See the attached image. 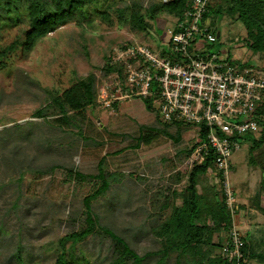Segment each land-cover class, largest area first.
<instances>
[{"label": "rangeland", "instance_id": "1", "mask_svg": "<svg viewBox=\"0 0 264 264\" xmlns=\"http://www.w3.org/2000/svg\"><path fill=\"white\" fill-rule=\"evenodd\" d=\"M102 1L96 7L86 6L90 23L76 16L39 39L30 51L22 54L16 50L0 62V129L15 122L24 125L13 136L15 145L20 146L17 156L13 158L9 146L0 151L4 153L0 154V264H16L11 254L19 245L27 261L33 259L35 264H50L56 254L57 239L67 229L82 223V198L98 184L90 178H73L61 169L51 174L35 173L26 170V165L44 166L62 161L76 166L82 173L95 174L98 161L104 154L107 157L103 167L107 166L106 169L113 174L108 177L111 181L109 190L92 205L100 225L126 237L139 253L158 246L150 232L157 216L150 201L159 196L161 202L162 194L168 192L166 188L174 185L169 174L176 169L183 170L184 164L180 163L178 154L197 137V127H182L178 142L158 133L149 144L131 147L140 132L147 133L149 126L160 128V124L154 111L146 110L138 97L120 99L117 107L104 106L106 95L110 96L104 87L110 78L105 79L98 89V105L73 112L70 116L72 126L68 128H51L41 118L32 115L46 102L45 89L62 91L90 71L101 76L104 54L116 55L121 47L119 44L135 40L159 52L167 46L166 30L172 26L171 21L163 18L155 23L150 21L148 36L142 32L134 35L127 24L128 13L120 17L115 10L134 1L135 6L141 5L144 11L150 3L158 0H115L106 19L97 14L104 8ZM16 9L6 12L0 8V47L19 39L22 30L27 28L25 8L18 6ZM219 24L212 28L220 30L215 42L197 35L192 38L194 54H227L231 62L253 67L264 74V55L241 43L245 33L243 25L228 17H223ZM141 126L148 128L142 129ZM12 131L7 128L3 133L9 135ZM28 133L35 136L30 143L26 139ZM171 133L175 134L174 128ZM43 137L51 142L49 150L39 147ZM248 137L244 136L242 146L231 154L229 183L233 190L242 196L247 195L249 202L253 203L255 184L262 176L255 157L264 160V143L251 152ZM65 147H69L68 153L62 152ZM18 163H26L20 165L23 170L25 168L21 178L13 170V165ZM214 180L211 178V182ZM240 183H245V187L240 188ZM14 201L18 206L11 209ZM67 215L73 219L69 221ZM231 217L243 235L249 227L248 235H253L254 222L261 225L264 233V216L260 212L251 220L241 211ZM226 235L225 232L221 234L223 240ZM108 243L106 236H89L77 245L76 252L89 256L91 264L100 262Z\"/></svg>", "mask_w": 264, "mask_h": 264}, {"label": "trees", "instance_id": "2", "mask_svg": "<svg viewBox=\"0 0 264 264\" xmlns=\"http://www.w3.org/2000/svg\"><path fill=\"white\" fill-rule=\"evenodd\" d=\"M113 1L115 0L102 1L101 4L104 8L99 9L98 12L96 11L102 19L109 16L107 11L111 8ZM190 2L191 0H158L150 3L142 11L141 5L136 7L133 1L123 7H117L115 10L118 11L120 17H124L128 13L127 24L134 35L142 32L148 36L151 28L150 21L155 23L163 18L166 21H171V23L178 22L183 19L185 11L190 7ZM99 3L100 0H0V8L5 9L6 12L16 11L18 6H22L25 8L27 15V28L22 30L21 37L19 39L15 38L7 45L0 47V62L10 57L16 50H20L22 54L30 51L39 39L47 36L76 16H79L80 20L90 23L91 19H88L90 15H88L86 6L91 4L92 7H96ZM223 17L241 23L245 31L241 43L253 52L264 55V0H208L205 12L199 19L198 25L207 26L216 35L217 32L220 33V30L216 29L215 32L212 28L220 25L219 23ZM136 43L143 42L134 40L119 45L120 48H126ZM193 43V40H191L188 46V52L190 53L193 52ZM169 45L170 40L168 38V44L165 48H161L160 55L180 59L179 54L174 55L171 53ZM103 59L104 62L100 67L101 76L97 77L93 71H90L86 76L79 77L62 91L45 89L46 102L34 110L33 117L41 118L51 128L63 130L72 126L70 116L73 112L95 108L98 105V89L105 79L110 78V75H118L120 85L126 88V66L128 64L135 65V59L125 57L122 60L115 61L111 53H105ZM140 99L146 110L153 111V97L148 96ZM115 106H118L117 102L113 104V107ZM253 117L258 123L259 130L257 133L249 134L251 152L260 148L264 143V94H262ZM155 118L160 124V128L141 126L142 129L147 127L148 131H146L147 133L140 132L138 137L135 138V143L130 145L131 147L136 148L142 143L149 144L154 135L158 133H162L174 142H178L181 139V128L192 126V123L182 120L166 123L160 121L156 116ZM32 123L34 122L28 124ZM74 126L77 127V125ZM23 127L24 125L15 122L0 129V151L7 150L9 146L11 149L9 153L13 155V158L17 156L20 146L15 145L13 136L16 131ZM7 128L13 129L9 135L3 133ZM173 128L175 129L174 135L171 133ZM77 131L81 134L79 128ZM205 133L206 128L202 126L198 136L179 151L178 155L182 165L186 158L190 156L198 141L205 138ZM34 137L30 133L26 138L28 143ZM50 143L43 137L39 147L49 150ZM59 144L62 147L61 141ZM62 152L68 153L69 147L62 148ZM0 154L3 155L4 153ZM106 157L107 154H104L98 161L95 174L82 173L76 166L67 165L62 161L34 167L22 163L26 165V170L35 173L51 174L56 169H61L78 180L90 178L98 182L95 189L82 198L84 207L82 223L77 227L73 226L67 229L57 239L56 254L50 264H91L89 256H85L83 252L77 254L76 248L79 243L89 236L97 234L103 237L106 236L109 243L104 257L98 259L100 262L92 264H264V233H262L261 225L255 222L252 224L253 235L251 237L248 235L249 227L246 235L243 236L239 257L229 258L222 251L226 238L223 240L221 234L223 232L228 233L232 225V217L225 202L221 174L215 168L214 155L211 150L207 151L203 161L195 162L191 166H184L182 171L176 169L175 172L169 174V179L174 181V185H169L166 188L168 192L162 194L161 202L158 201L159 196L158 199L150 201L153 212L157 214L156 222L151 226L150 232L158 246L143 253H139L123 235L114 232L105 225L101 226L98 215L93 211V202L103 196L111 186V181L108 179L111 172L106 169L107 166L103 167L106 163ZM255 159L256 166L262 172V176L255 184L256 190L252 197L254 199L253 203L249 202L250 198L247 195L242 196L236 189L233 190L234 195L238 198L235 196V210L243 212L244 216H247L250 220L258 212L264 216V206L262 205L264 201V160L257 157ZM22 164L13 165V170L18 173V178H21L25 171V168L24 170L20 168ZM211 178L216 180L211 182ZM180 182L182 184L179 185ZM239 187L244 188L245 183H240ZM10 206L11 209L16 208L18 206L17 201L11 203ZM66 218L69 221L70 218L73 219L71 215H67ZM255 231L259 234H256ZM21 249L22 247L19 245L11 254L16 260V264H35L33 259L27 261L24 258Z\"/></svg>", "mask_w": 264, "mask_h": 264}, {"label": "built area", "instance_id": "3", "mask_svg": "<svg viewBox=\"0 0 264 264\" xmlns=\"http://www.w3.org/2000/svg\"><path fill=\"white\" fill-rule=\"evenodd\" d=\"M207 1L191 0L183 19L166 30L169 50L179 54L180 59L161 56L159 51L143 43L116 51L115 61L131 57L136 64L126 66V88L120 85L118 75H110L104 87L110 96L106 95L104 106L113 108L120 99L149 96L153 97V111L160 121L192 123L197 127L196 136L204 126L205 138L198 141L184 166L203 161L208 150L213 152L225 202L233 216L236 199L229 183L230 157L242 146L244 136L259 130L253 114L264 94V74L231 62L227 54L201 56L194 54V48L192 53L188 52L195 35L212 43L218 38L207 26L198 25ZM243 236L232 222L222 247L225 256H240Z\"/></svg>", "mask_w": 264, "mask_h": 264}, {"label": "water", "instance_id": "4", "mask_svg": "<svg viewBox=\"0 0 264 264\" xmlns=\"http://www.w3.org/2000/svg\"><path fill=\"white\" fill-rule=\"evenodd\" d=\"M219 34H220V33H219V32H217V33H216V37H219Z\"/></svg>", "mask_w": 264, "mask_h": 264}]
</instances>
